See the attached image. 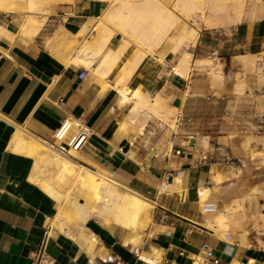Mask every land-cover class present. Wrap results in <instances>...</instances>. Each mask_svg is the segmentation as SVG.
Segmentation results:
<instances>
[{
	"label": "crops",
	"instance_id": "1",
	"mask_svg": "<svg viewBox=\"0 0 264 264\" xmlns=\"http://www.w3.org/2000/svg\"><path fill=\"white\" fill-rule=\"evenodd\" d=\"M0 1V264H33L47 231L49 264H264L247 200L242 210L241 200L235 201L241 195L228 192L222 208L203 209L217 189L236 184V167L244 169L245 184L264 183V115L257 108L264 105V75L258 73H264V16L212 27L198 9L186 18L175 8L177 0H44L32 10ZM131 1L132 29L126 16H116ZM173 9L181 16L174 28ZM186 24L196 30L195 43L184 38L172 49ZM185 52L188 76L175 69ZM199 58L214 61L199 68ZM217 62L224 78L213 83L208 67ZM135 91L151 104L158 98L157 111L171 109L175 122L182 116L175 134L156 110L137 101ZM69 117L91 130L77 156L65 141L54 140ZM191 132L195 140L187 138ZM174 136L184 144L181 154L170 149ZM21 137L57 144L77 164L135 190L151 203L147 227L107 223L101 195L71 202L60 224V201L42 184L56 166L29 152ZM205 153L217 160H203ZM223 155L232 156L234 165L221 162ZM219 211L228 215L223 224Z\"/></svg>",
	"mask_w": 264,
	"mask_h": 264
},
{
	"label": "bare ground",
	"instance_id": "2",
	"mask_svg": "<svg viewBox=\"0 0 264 264\" xmlns=\"http://www.w3.org/2000/svg\"><path fill=\"white\" fill-rule=\"evenodd\" d=\"M43 1L44 0H9L7 3L8 4L11 2L26 3L28 5V9L32 10L35 7H37L39 4H41ZM111 1H113V0H111ZM115 1L116 0H114L113 2H115ZM127 2H129V1H127ZM7 3H5V4H7ZM3 4H4L3 1H0V6H3ZM27 5H26V7H27ZM111 5L113 6L112 3H111ZM121 5L119 6V9H121V10L118 13H116V16H117V19H119L118 17L122 18L121 20H123L124 16H126V19H125L126 21L123 20V22H125V23L128 22L126 24L124 23L126 25V27H128L127 25L129 24V22L133 21V20H130V18H132V13H133L132 1L128 4L122 3ZM175 8L176 9L179 8V11L182 12L187 17H189L191 12L198 9L199 10L198 14H199V17L201 18V20H203L207 26H212V27L213 26H219V24L225 25L226 23H229V22H232V23L235 22L236 23V21H240L246 15L249 16L250 18H253V19L254 18H260L261 16L262 17L264 16V0H177L175 3ZM153 11L158 14L157 9L153 10ZM168 11H170V10H168ZM40 13H42V12H40ZM169 14H171V27L174 28L176 23L179 22L178 20L181 18L176 13V10H174V9ZM147 15L148 14L145 13L144 17H147ZM103 16L105 17V19H108V18H106L107 16H105V15H103ZM116 16H114V17H116ZM142 16H140V17H142ZM110 18H112V17H110ZM155 18H156V16H155ZM114 19L116 20V18H114ZM115 20H113V22H115ZM129 26L133 27L132 22L129 24ZM184 26L182 27L181 31H179L180 34L178 35L179 37L182 38V40L181 39L176 40L175 41L176 43H174L175 46L173 44L172 49L174 48L176 50L177 48H179V46L181 44H183L184 38H186L188 44L191 42L195 43L194 38L197 36L196 30L194 28H192L191 26H188V27H184ZM225 26H227V25H225ZM132 27L130 29H132ZM196 27H198V26H196ZM31 28H33V27H31ZM103 35L105 36V34H103ZM110 35H111V32H110ZM106 36H108V33L106 34ZM106 39H108V38H106ZM174 39H175V37L173 36L172 40L174 41ZM84 43H86V42H84ZM95 43H96V41H95ZM103 44H106V42ZM124 44H125V42H124ZM125 46L126 45H123V47H125ZM73 49L76 50V48H73ZM122 49H124V48H122ZM85 51H86V49H85ZM189 55H190V53H189ZM245 59H246V57H245ZM189 60H190V57L186 54V52L183 53V56L180 58L175 69L177 71L183 73L185 76L186 75L188 76V72L190 69ZM213 61L214 60L211 58H205V59L199 58L197 60V63L199 64V66H201L204 62L212 63ZM216 64L217 65L215 68H210L211 72H214L217 69L218 70L222 69V65L219 62H217ZM245 65H247V64L245 63ZM246 71L247 70H245V72ZM245 72H241V73H245ZM258 73L260 76L264 75V73L261 74V70H259V69H258ZM219 76L221 77L220 73H219ZM263 77L264 76H262V79H264ZM245 78H246V74H244L240 78L238 77V80H239L238 81L239 82L238 90L239 91H241L245 85ZM126 91H127L126 88H123L121 90V92L123 94V101L128 99V95H126V93H127ZM134 95L136 96L135 98H137V101L139 103L144 104L148 108L157 111L158 102H159L158 98H156L154 100V103L151 104L150 99L148 97L140 95L138 91H135ZM173 112L174 111H172L171 109H165L163 113H159L158 111L156 113H159V115L168 123H170V122L173 123L174 119L172 118V116L176 115L175 113L172 114ZM163 124H164V122H163ZM74 131H75V127L72 124H70L69 121H66L62 127H58L57 130L55 131L56 135L58 136L57 143L59 144L62 142V144H63L65 137L72 136ZM61 139H63V140L60 142ZM21 141L23 142V144L25 145L26 149L29 152H36L37 151L44 163H46L48 161L49 165L56 166V169L53 171L54 176H55V181H52V180L46 178L42 184L44 185L45 189L51 195L55 196L60 201L59 212L57 215V218L59 219L60 224H63V222L65 221V215L68 213V211H66V208H67V206H69L71 204V202L78 199L79 197H82L83 199L85 198V199H89V200H91V199L94 200V198H97L100 195L105 199L104 205L106 207V213L102 216L105 218V221L107 223L114 221V222H117V223L124 225L125 227L141 231L149 222V220H150L149 209H150L151 203H149L147 201V199L145 200V199L140 198L136 194V192H134L135 190L132 191V190L126 188L127 186L124 187L121 183H119L117 180L109 177L108 175H105V174H102L99 172H95L89 168H86L84 166L77 164V162H75L70 156H68L66 153L63 152V149H61V147L56 148L55 146H53V145H51L45 141L39 140L41 142L40 143L39 141L38 142L35 141V139L30 140V139H26L24 137H21ZM77 151L78 150H76L74 148L69 149V153L72 155H76V156L78 155ZM59 180H61L65 183L66 186H64V185L63 186L66 188H64L61 184L58 183ZM121 187L123 188L122 191H120ZM209 194H210V190L207 188L204 189L203 198L204 199L207 198ZM70 207H72V206H70ZM216 210L217 209L215 206V211ZM223 213H224V211H223ZM223 213H222V211H219L216 215L219 224H223L224 220L227 219L228 215L227 216L222 215ZM230 213H231V211H230ZM227 221H225V223H228Z\"/></svg>",
	"mask_w": 264,
	"mask_h": 264
},
{
	"label": "rangeland",
	"instance_id": "3",
	"mask_svg": "<svg viewBox=\"0 0 264 264\" xmlns=\"http://www.w3.org/2000/svg\"><path fill=\"white\" fill-rule=\"evenodd\" d=\"M178 15L180 16V14H178ZM186 18H188V17L186 16ZM188 26H189V24H186L184 27H188ZM199 68H202V67L199 66ZM210 68H211V66L208 67V75L210 76L211 81L213 83L221 80V78H224L222 69L221 70L217 69L216 71L211 72ZM219 73L221 74V77L219 76ZM257 108H259L261 113L264 115V105L263 106H258ZM137 109L138 108L136 106L133 108V110H132V116L133 117L135 115H137ZM250 117H252L251 114H249V116L245 117L246 121H249V120L251 121ZM169 124H170V126H174L175 121L173 120V123L170 122ZM60 142H61V140H60ZM63 152L67 154V152H65V151H63ZM45 164L49 165V162L47 161ZM233 172H234V176L236 178V184L232 185L229 189H222V188H220L219 190L217 189V191H215V194H214L213 198L210 201H206V202L207 203H213L216 206V209L222 208V206L219 204V202H221V200L224 198V195L226 193H228V192H230V193L231 192L232 193L233 192L239 193L241 196L237 197V199H235V201H240L241 200V203L243 205L242 210L245 209L244 205L246 204V200L248 201L247 203H248L249 207H250V205H252V207L254 209V213H253V216H252L253 229L256 231L255 235H256L257 241H259L264 246V242L261 241V239L264 238V218L261 215V212H264V201H262L261 202L262 204H261L259 202V200H258L259 196H262L263 199H264V183L262 184V186L255 185V186L251 187L249 184L247 185L243 181V177L245 176V171H244L243 168L236 167ZM249 173H250V171H247V174H249ZM261 177L264 178V175L261 176ZM48 179H50L52 181H55L54 172H53V175H50V174L48 175ZM260 187H262V188H260ZM235 201H233V202H235ZM226 205L227 204L225 203L224 206H226ZM214 211H205V212L212 213ZM259 220L261 222H259Z\"/></svg>",
	"mask_w": 264,
	"mask_h": 264
},
{
	"label": "built area",
	"instance_id": "4",
	"mask_svg": "<svg viewBox=\"0 0 264 264\" xmlns=\"http://www.w3.org/2000/svg\"><path fill=\"white\" fill-rule=\"evenodd\" d=\"M85 74L84 71L80 73V77H83ZM63 102V100H62ZM188 120H191L190 117H188ZM66 121H69L70 124H72L75 127V131L73 132L72 136L65 137V140L67 139L66 144L68 145L69 148H74L76 150L80 149L88 140L91 130L89 126L81 119L79 118H66L59 127H62ZM182 121V116H180V120L175 122L174 126L172 127L174 134L176 133V130L178 129L179 123ZM54 135V140L57 142L58 136L56 133H53ZM187 138L189 140H195V133L191 132L187 134ZM63 139H61L62 141ZM51 145L56 146L57 144L52 143ZM57 147V146H56ZM171 151H173L175 154H181L184 149V144L183 142L179 141V139L174 136L171 139V146H170ZM203 160H213L216 161L217 158L215 156H211L208 153H205L202 155ZM221 162H224L227 165H234V158L230 155H223V158H221ZM173 176L172 172H169L167 174L166 180H169V178ZM204 211H214L215 210V205L213 203H205L203 205ZM48 240V231L45 233L43 240L39 244L37 250L35 251L34 255V262L33 264H49L50 260L48 258V254L46 252V246H47V241ZM208 256L212 255V251L207 252ZM215 262L217 259L214 260Z\"/></svg>",
	"mask_w": 264,
	"mask_h": 264
}]
</instances>
